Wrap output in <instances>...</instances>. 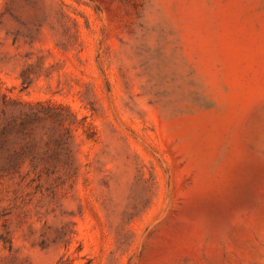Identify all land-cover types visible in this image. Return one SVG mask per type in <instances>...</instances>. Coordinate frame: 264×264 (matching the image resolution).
Instances as JSON below:
<instances>
[{
    "label": "rangeland",
    "instance_id": "1",
    "mask_svg": "<svg viewBox=\"0 0 264 264\" xmlns=\"http://www.w3.org/2000/svg\"><path fill=\"white\" fill-rule=\"evenodd\" d=\"M0 264H264V0H0Z\"/></svg>",
    "mask_w": 264,
    "mask_h": 264
}]
</instances>
